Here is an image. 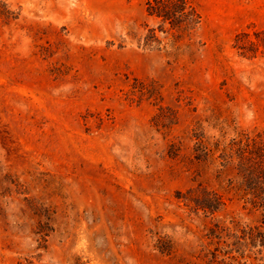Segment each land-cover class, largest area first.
Instances as JSON below:
<instances>
[{
    "label": "rangeland",
    "instance_id": "rangeland-1",
    "mask_svg": "<svg viewBox=\"0 0 264 264\" xmlns=\"http://www.w3.org/2000/svg\"><path fill=\"white\" fill-rule=\"evenodd\" d=\"M147 1L0 6V264L245 263L229 234L263 211L221 148L264 132V56L234 46L264 0H191L203 20L181 40ZM201 188L226 206L195 212Z\"/></svg>",
    "mask_w": 264,
    "mask_h": 264
},
{
    "label": "trees",
    "instance_id": "trees-1",
    "mask_svg": "<svg viewBox=\"0 0 264 264\" xmlns=\"http://www.w3.org/2000/svg\"><path fill=\"white\" fill-rule=\"evenodd\" d=\"M0 6H6L4 0H0ZM146 9L149 16L159 20L158 29L171 33L177 40L191 36L203 20L198 6L191 0H148ZM149 38L151 41L158 40L156 28L150 29ZM234 46L243 57L264 56V29L254 28L253 33L248 30L239 32L234 39ZM201 151L196 154V159L207 161L212 150L205 147ZM221 151L224 169L236 173L239 187L236 196L253 209L263 211L259 225L243 227L240 235L229 234L236 238L232 242L235 247L228 244L231 248L225 250L224 255L229 256L233 249L244 260V264L249 261L251 264H264V132L242 133L225 143ZM185 199L193 204L191 208L195 212L202 210L206 216L215 215L226 206L222 193L207 188L190 190ZM211 236L218 237L221 243L222 232L217 225L211 228ZM229 257L239 260L237 256Z\"/></svg>",
    "mask_w": 264,
    "mask_h": 264
}]
</instances>
